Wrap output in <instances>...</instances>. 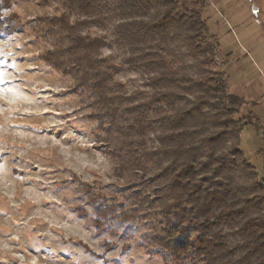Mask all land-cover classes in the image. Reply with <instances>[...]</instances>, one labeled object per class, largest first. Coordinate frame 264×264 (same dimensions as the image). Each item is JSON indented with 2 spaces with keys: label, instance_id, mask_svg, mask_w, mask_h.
Segmentation results:
<instances>
[{
  "label": "rangeland",
  "instance_id": "rangeland-1",
  "mask_svg": "<svg viewBox=\"0 0 264 264\" xmlns=\"http://www.w3.org/2000/svg\"><path fill=\"white\" fill-rule=\"evenodd\" d=\"M204 2L214 69L243 99L235 117L252 122L240 148L264 183V0ZM63 10L62 0H0V264H170L162 214L148 210L154 180L121 168L87 99L41 58L52 39L43 17ZM168 38L169 55L194 71ZM101 53L122 64L113 78L128 92L149 88L118 44Z\"/></svg>",
  "mask_w": 264,
  "mask_h": 264
},
{
  "label": "trees",
  "instance_id": "trees-1",
  "mask_svg": "<svg viewBox=\"0 0 264 264\" xmlns=\"http://www.w3.org/2000/svg\"><path fill=\"white\" fill-rule=\"evenodd\" d=\"M43 17L51 45L41 54L70 77L100 122L121 168L154 180L148 210L162 214L170 264H264V183L240 148L243 105L214 69L204 0H62ZM0 19V25H1ZM176 39L194 60L189 71L165 46ZM109 41L142 68L149 88L128 92L103 56ZM125 166V167H124ZM164 236V238H162Z\"/></svg>",
  "mask_w": 264,
  "mask_h": 264
},
{
  "label": "snow or ice",
  "instance_id": "snow-or-ice-1",
  "mask_svg": "<svg viewBox=\"0 0 264 264\" xmlns=\"http://www.w3.org/2000/svg\"><path fill=\"white\" fill-rule=\"evenodd\" d=\"M3 63H5V62L3 61V58L0 57V64H3ZM3 75H4V73L2 71H0V84L5 83V81L3 79Z\"/></svg>",
  "mask_w": 264,
  "mask_h": 264
}]
</instances>
